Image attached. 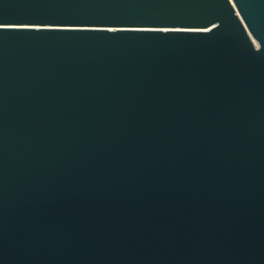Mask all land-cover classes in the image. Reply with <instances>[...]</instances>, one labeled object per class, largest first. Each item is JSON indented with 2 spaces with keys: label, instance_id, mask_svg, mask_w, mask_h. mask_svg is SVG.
Segmentation results:
<instances>
[{
  "label": "water",
  "instance_id": "95a60500",
  "mask_svg": "<svg viewBox=\"0 0 264 264\" xmlns=\"http://www.w3.org/2000/svg\"><path fill=\"white\" fill-rule=\"evenodd\" d=\"M0 264H264V0H0Z\"/></svg>",
  "mask_w": 264,
  "mask_h": 264
}]
</instances>
